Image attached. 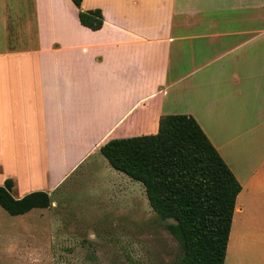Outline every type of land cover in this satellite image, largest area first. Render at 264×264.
I'll return each mask as SVG.
<instances>
[{"label":"crops","instance_id":"obj_1","mask_svg":"<svg viewBox=\"0 0 264 264\" xmlns=\"http://www.w3.org/2000/svg\"><path fill=\"white\" fill-rule=\"evenodd\" d=\"M82 9H100L103 26L82 24L72 0H0V185L12 179L15 197L43 190L52 200L24 224L39 216L76 229L52 223L68 205L53 196L90 177L108 214L131 219L148 204L145 187L101 147L155 134L162 115L180 113L241 182L235 213L245 214L264 196V0H83Z\"/></svg>","mask_w":264,"mask_h":264},{"label":"trees","instance_id":"obj_2","mask_svg":"<svg viewBox=\"0 0 264 264\" xmlns=\"http://www.w3.org/2000/svg\"><path fill=\"white\" fill-rule=\"evenodd\" d=\"M80 9L82 24L97 30L104 24L100 9ZM111 165L141 182L150 205L178 240L180 264H225L237 197L242 184L197 119L167 114L159 131L115 138L101 147ZM14 181L0 185V205L12 215L46 208L51 196L36 190L17 198Z\"/></svg>","mask_w":264,"mask_h":264},{"label":"rangeland","instance_id":"obj_3","mask_svg":"<svg viewBox=\"0 0 264 264\" xmlns=\"http://www.w3.org/2000/svg\"><path fill=\"white\" fill-rule=\"evenodd\" d=\"M91 181L68 182L53 196L68 199V205H61V216L52 223L59 218L62 226L74 223L76 229H52L39 216H32L29 226L27 216L39 210L12 215L0 205V264H180L182 248L167 229L172 220L150 209L147 196L148 204H138L126 214L132 218L123 220L108 214L110 206L101 197H92ZM253 198L245 214L234 215L225 264H264V196Z\"/></svg>","mask_w":264,"mask_h":264},{"label":"bare ground","instance_id":"obj_4","mask_svg":"<svg viewBox=\"0 0 264 264\" xmlns=\"http://www.w3.org/2000/svg\"><path fill=\"white\" fill-rule=\"evenodd\" d=\"M240 245V244H239Z\"/></svg>","mask_w":264,"mask_h":264}]
</instances>
